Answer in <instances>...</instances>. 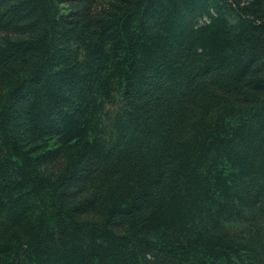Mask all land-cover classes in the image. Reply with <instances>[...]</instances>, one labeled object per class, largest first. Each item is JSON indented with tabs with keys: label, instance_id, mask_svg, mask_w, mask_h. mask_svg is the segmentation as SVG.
Listing matches in <instances>:
<instances>
[{
	"label": "trees",
	"instance_id": "16d2710c",
	"mask_svg": "<svg viewBox=\"0 0 264 264\" xmlns=\"http://www.w3.org/2000/svg\"><path fill=\"white\" fill-rule=\"evenodd\" d=\"M0 264H264V0H0Z\"/></svg>",
	"mask_w": 264,
	"mask_h": 264
}]
</instances>
